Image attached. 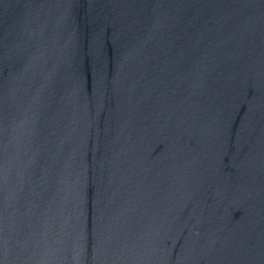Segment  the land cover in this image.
Segmentation results:
<instances>
[{"label": "water", "instance_id": "obj_1", "mask_svg": "<svg viewBox=\"0 0 264 264\" xmlns=\"http://www.w3.org/2000/svg\"><path fill=\"white\" fill-rule=\"evenodd\" d=\"M0 264H264V0H0Z\"/></svg>", "mask_w": 264, "mask_h": 264}]
</instances>
